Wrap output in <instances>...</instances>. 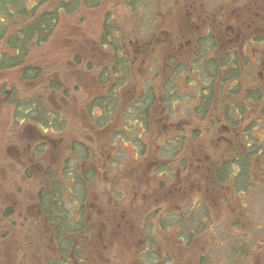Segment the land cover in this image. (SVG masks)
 Segmentation results:
<instances>
[{
  "label": "rangeland",
  "instance_id": "rangeland-1",
  "mask_svg": "<svg viewBox=\"0 0 264 264\" xmlns=\"http://www.w3.org/2000/svg\"><path fill=\"white\" fill-rule=\"evenodd\" d=\"M137 1L101 0V5L92 10L63 17L52 38L30 54L29 62L43 67L36 81L21 84L14 71L0 72V87L18 86L26 94L42 92L45 103L66 119L62 132L45 129L46 137L55 140L35 154L34 140H20L12 125V109L0 101V264H48L45 257L52 253V243L48 241L51 229L34 197L39 183L48 182L43 175L47 166L59 181L58 198L66 226L74 220L83 229L80 238L90 252L89 264H264V187L256 185L251 198H242L247 201L253 224L248 229L242 225L237 229L229 222L232 211L223 204L220 192L216 193L220 194L216 206L199 200L198 179L193 174L176 181L164 175L150 179L143 161L154 154V149L165 168L173 158L182 155L187 143L165 142L166 135L160 136L156 127L162 116H154L152 111L145 119L149 126L139 125L138 115L149 108L148 102L142 101L132 115L112 111L97 116V105L102 104L98 97L103 92L99 80L101 65H109L112 58L110 51L101 49L99 43L102 25L107 22L109 33L133 29L137 21L134 13L148 15L152 9L146 0H139V6ZM123 2L130 5L128 10ZM23 3L28 4L27 0ZM3 17L0 13V19ZM141 22L146 28L152 24L149 19ZM161 23L159 28L167 27L168 22ZM90 54L92 67L87 66ZM257 84L255 81V87ZM128 85L132 88L133 81ZM133 90L129 89V94ZM255 102L253 113L237 116L236 123L238 128L240 123L248 125L253 133L254 151L264 153V115L257 112L264 100ZM92 103L94 117L87 111ZM176 118L164 116L160 122L168 124ZM192 124L198 126L197 120ZM192 130L195 129L186 132V136L198 143V127L195 132ZM210 135L208 132L207 136ZM138 136L147 145L134 162ZM227 146L225 141L219 142L215 156L221 157ZM175 153L179 155L175 157ZM260 161L255 157L253 170L258 174L264 171ZM112 185L118 193L111 191ZM176 218H183L188 228L181 229ZM199 230L201 233L196 234ZM190 231L194 237L189 239ZM241 249H250L247 260L239 259Z\"/></svg>",
  "mask_w": 264,
  "mask_h": 264
},
{
  "label": "flooded vegetation",
  "instance_id": "flooded-vegetation-1",
  "mask_svg": "<svg viewBox=\"0 0 264 264\" xmlns=\"http://www.w3.org/2000/svg\"><path fill=\"white\" fill-rule=\"evenodd\" d=\"M61 1L64 5H59ZM146 2L152 4L151 11L148 15L135 12L137 21L128 32L115 29L109 33L107 22L102 25L99 43L101 49L110 51L112 58L109 65H101L99 80L103 92L98 97V100L101 98L102 104L97 105L100 107L97 116L103 117L112 111L132 115L137 113L138 105L143 101L148 102L149 108L145 107L138 115L139 125L149 126V120L146 122L145 119L150 111L154 116H162L160 120L164 116L177 117V120L168 124H163L158 119L156 127H159L157 131L160 136L166 135L165 142H177L180 145L187 143L183 153L181 156L175 153V157H178L173 158L171 165L169 162L164 168L163 161L158 157V150L154 149V154L147 161H143L148 176L152 179L164 175L167 179L176 181L193 174L198 179L196 189L199 200H206L208 206H216V197L220 195L216 193L220 192L223 204L228 205V209L232 211L229 222L237 229H248L253 223L249 220L247 201H242V198L246 195L251 198L256 185L264 187V171L258 174L253 170L255 157L261 159L260 162L264 165V153L262 150L254 151L252 130L247 124L241 123L238 128L236 119L237 116L242 118L243 114L253 113L252 104L264 100V82H259L264 80V0ZM27 3H24L26 9L36 7L33 17H30V14L25 15L26 12L18 14L9 5L13 14L8 18L5 37L9 38L18 31L20 21L23 22L21 26H26L35 17L40 16V25L44 29L46 17H57L50 19L49 34L42 33L39 29L29 35V32H24L23 29L20 41L22 47L16 45L13 48L14 44L5 45V39L0 40V60L3 58V52H6L4 60H1L3 65L1 64L0 72L14 71L21 84H30L41 76L43 67L29 62L30 54L34 48H39L52 38L63 17H75L82 11L92 10L101 5V0H98L96 5L93 0H41L35 3L33 0H27ZM127 6L130 5L123 2V7L127 9ZM147 19L152 22L150 28H146L141 22ZM162 21L168 22L167 27H158ZM132 35L133 38H130ZM76 43H79L77 38ZM20 48L25 53L18 56ZM113 51L120 60H117ZM88 57L87 66L92 67L93 54ZM77 59L75 55L76 62ZM101 76L103 78H100ZM126 78L127 82H122ZM129 81H133L132 94H129V89H132L129 88ZM255 81L258 82L256 87ZM11 86L7 89L0 87V97H3L0 101L12 109V125L16 128L20 140H34V153H40L55 139L46 137L45 128L43 129L35 118V110L22 111L25 117L16 119L10 99L20 101L23 98H31L45 103L44 94H26L20 87ZM48 87L53 86L49 84ZM92 98L91 96L89 100ZM93 109V103L87 106V111L94 117ZM55 112L58 113L57 110ZM257 112L264 115V105L260 106ZM31 114L33 117L30 118ZM59 116L58 122L64 127L66 119L60 114ZM195 120L198 126L194 127L192 122ZM197 127L201 135L198 143L190 141L186 136V132L197 130ZM59 130L63 131L62 128ZM208 132H211L210 136H207ZM222 141L228 146L225 151L222 150L221 157L217 158V145ZM141 143L143 147H140ZM136 144L137 152L132 158L134 162L142 151H146L147 145L142 138ZM157 147L158 145L154 148ZM186 150H189L188 153H185ZM25 169L28 171V168ZM260 179L262 184L258 182ZM114 187H110L111 191L118 193ZM176 219L181 229L188 228L185 227L188 225H185L187 222H184L183 218ZM200 233L201 230L196 234ZM191 236L194 237V232L190 231L189 239ZM184 242L188 244L189 240ZM238 250L236 247L235 252ZM241 251L239 259L247 260L251 254L250 249ZM250 258L252 259V256Z\"/></svg>",
  "mask_w": 264,
  "mask_h": 264
},
{
  "label": "trees",
  "instance_id": "trees-1",
  "mask_svg": "<svg viewBox=\"0 0 264 264\" xmlns=\"http://www.w3.org/2000/svg\"><path fill=\"white\" fill-rule=\"evenodd\" d=\"M24 0H0V13L4 15L3 18L0 19V40L5 39V45L6 44H14L13 48L16 47V45H19V47H22V43L20 42L22 40V31L24 29V32H29V35L34 34V30H39L42 33L49 34L51 30H49L48 26H51L50 19H55L57 16H48L46 17V27L42 29L40 25V20L42 17L37 16L33 21H31L26 26H21L23 22H19V26L17 27L18 31H16L11 37H5L6 35V24L8 21V18L11 17L13 12H11V9H9V5L12 6L13 9H15L16 12L19 13H25V15L28 16L30 14V17H33V13L36 11V7L33 9H26L25 4L23 3ZM34 3L41 0H33ZM98 3V0H93V4L96 5ZM64 5L63 1L59 3V5ZM29 10V11H27ZM26 35V34H25ZM31 36H27L29 38ZM21 52V54H20ZM5 53L3 52V58L1 60H4ZM25 53L23 49L18 50V56ZM0 60V65L2 64ZM3 65V64H2ZM0 66V68L2 67ZM10 99V98H9ZM12 101L13 109H14V117L16 119L21 118L22 116L25 117V115H22V111H29L32 112L33 110L36 111V119H38V123L43 126V128L47 129L49 128L52 130H59L63 129V126L58 122V119L60 118L59 114L55 112V110L49 106L46 103H43L41 100H34L31 98H23L20 101H16V99H10ZM33 117V115H30V118ZM57 121V122H56ZM59 125V126H58ZM63 125V123H62ZM146 127V125H145ZM146 129V128H143ZM141 140L140 136H138ZM166 168V166H165ZM76 172V171H75ZM44 177H46L47 183L40 182L39 186L36 190V196L35 202L38 206V209L40 211V214L42 218L46 220L47 225L51 229L50 231V240L48 235V241L52 243L51 247V254H46L45 261L48 264H89L88 263V255L90 252H88L87 245L84 244L82 239L80 238V235L82 234V228L77 225H75L76 221L71 220L69 222V227L67 221H65V217H62L61 212V204L58 198V193L60 191L59 188V181H57V177H53L50 168L47 166L44 169L43 173ZM76 176V174H75ZM51 226V227H50ZM64 230H67L69 232V235H66ZM32 235V233H29ZM63 242L66 243V248H63ZM90 249V248H89Z\"/></svg>",
  "mask_w": 264,
  "mask_h": 264
}]
</instances>
